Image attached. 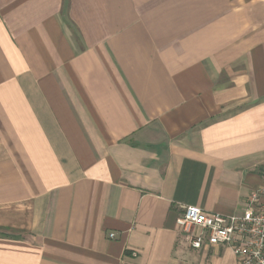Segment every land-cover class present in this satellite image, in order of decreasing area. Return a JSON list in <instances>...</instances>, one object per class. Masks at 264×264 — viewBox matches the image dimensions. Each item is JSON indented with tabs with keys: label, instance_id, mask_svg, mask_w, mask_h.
<instances>
[{
	"label": "crops",
	"instance_id": "crops-1",
	"mask_svg": "<svg viewBox=\"0 0 264 264\" xmlns=\"http://www.w3.org/2000/svg\"><path fill=\"white\" fill-rule=\"evenodd\" d=\"M263 183L264 0H0V264H238L177 220Z\"/></svg>",
	"mask_w": 264,
	"mask_h": 264
},
{
	"label": "built area",
	"instance_id": "built-area-1",
	"mask_svg": "<svg viewBox=\"0 0 264 264\" xmlns=\"http://www.w3.org/2000/svg\"><path fill=\"white\" fill-rule=\"evenodd\" d=\"M181 209L177 224L193 249L224 246L238 264H264V183L251 191L246 209L239 216L208 214L193 206Z\"/></svg>",
	"mask_w": 264,
	"mask_h": 264
}]
</instances>
